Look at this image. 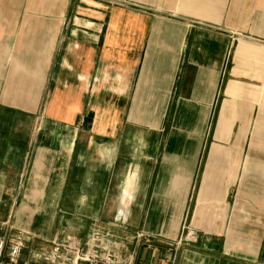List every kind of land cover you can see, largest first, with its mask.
I'll return each instance as SVG.
<instances>
[{"label":"crops","instance_id":"0c3cea01","mask_svg":"<svg viewBox=\"0 0 264 264\" xmlns=\"http://www.w3.org/2000/svg\"><path fill=\"white\" fill-rule=\"evenodd\" d=\"M262 130L264 0H0L20 264H65L67 238L118 264H264Z\"/></svg>","mask_w":264,"mask_h":264},{"label":"built area","instance_id":"2783aa9c","mask_svg":"<svg viewBox=\"0 0 264 264\" xmlns=\"http://www.w3.org/2000/svg\"><path fill=\"white\" fill-rule=\"evenodd\" d=\"M25 250V239L16 237L10 243L0 237V264H20ZM78 261L83 264H118V258L111 253H100L95 247L80 252Z\"/></svg>","mask_w":264,"mask_h":264},{"label":"rangeland","instance_id":"374dc122","mask_svg":"<svg viewBox=\"0 0 264 264\" xmlns=\"http://www.w3.org/2000/svg\"><path fill=\"white\" fill-rule=\"evenodd\" d=\"M237 21L240 22L241 20L237 19ZM245 30H247V29H245ZM260 44H262V43H260ZM262 131H264V130H262ZM261 147H263V146L261 145ZM263 151H264V149L261 150V155H260L261 167L264 166V152ZM93 238H94V240H93ZM93 238H92L93 241H91L90 244H92V242L95 244H98L97 238H100V236H97V234H96ZM29 239H30V243L28 246L27 254H26V256H28V257L31 256V251H32L33 247L40 246V244L36 243V241H38L39 238L29 237ZM52 242L53 243H51V244L55 249V252H52L50 254L52 256L51 257L52 260L55 258L54 257L55 255H59V256L64 257L66 259L65 264H81L78 261V256H79L80 252L83 250L89 249V246L87 248L81 247V245L78 243L77 239H75V238H67L66 240H63L62 242H60V239H57V241H55V242L52 241ZM201 249L204 250V248H201ZM262 254L263 253L261 252L260 261L262 260ZM179 255H180V252H179ZM241 261L242 260H238V262H241ZM98 264H103V263L99 262Z\"/></svg>","mask_w":264,"mask_h":264}]
</instances>
